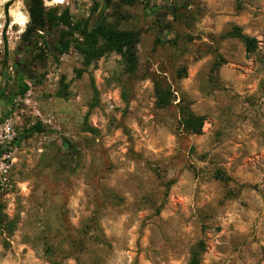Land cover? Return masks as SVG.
I'll return each mask as SVG.
<instances>
[{"label":"rangeland","instance_id":"rangeland-1","mask_svg":"<svg viewBox=\"0 0 264 264\" xmlns=\"http://www.w3.org/2000/svg\"><path fill=\"white\" fill-rule=\"evenodd\" d=\"M5 1L0 119L16 113L21 141L0 264H264V0L45 1L88 30L100 15L135 32L132 74L117 52L89 66L74 46L50 52L55 29L25 46L23 2ZM189 113L201 134L183 130Z\"/></svg>","mask_w":264,"mask_h":264},{"label":"trees","instance_id":"trees-1","mask_svg":"<svg viewBox=\"0 0 264 264\" xmlns=\"http://www.w3.org/2000/svg\"><path fill=\"white\" fill-rule=\"evenodd\" d=\"M103 3L102 10H106L111 0H101ZM122 4H130L132 0H116ZM32 22H35V26H38L40 30H46L47 28L55 29L58 32L55 41L48 46L47 49L61 56L65 54L72 46L83 58L84 66H89L92 62L99 60L104 55L117 52L121 58L125 68V71L129 74L134 73L137 65V44L138 35L132 31H122L116 28H112L107 25L98 16L90 30L87 25L73 24L70 21L68 11H64L59 16L55 11H49L38 9L36 16L32 18ZM77 34L81 41L76 40L73 44L70 40L72 36ZM229 36L239 39L244 47L246 53H252L257 47V41L254 38H250L242 34L239 28H234ZM38 39L35 40L37 44ZM7 51L6 47L3 53L2 68L6 69L7 63ZM29 79L28 77H26ZM29 88L23 77L17 86L15 96H24L28 92ZM155 94L157 98V104L159 106H165L167 102L162 101L164 92L160 87H155ZM204 124L202 117L195 116L191 113L186 114L181 119V125L183 130L193 134H201V130ZM196 252H193L189 264H198Z\"/></svg>","mask_w":264,"mask_h":264},{"label":"built area","instance_id":"built-area-1","mask_svg":"<svg viewBox=\"0 0 264 264\" xmlns=\"http://www.w3.org/2000/svg\"><path fill=\"white\" fill-rule=\"evenodd\" d=\"M8 111L10 114L12 108H9ZM18 120L15 112L12 116L9 115L0 119V195L7 190L8 172L14 161V153L21 141Z\"/></svg>","mask_w":264,"mask_h":264},{"label":"flooded vegetation","instance_id":"flooded-vegetation-1","mask_svg":"<svg viewBox=\"0 0 264 264\" xmlns=\"http://www.w3.org/2000/svg\"><path fill=\"white\" fill-rule=\"evenodd\" d=\"M10 1L11 0H6L3 3L4 13L7 12ZM45 1L46 0H22L25 13V29L20 38L25 46L31 45L36 40L37 34L46 33V30H40L38 26H35V22H32V18L36 16L38 9H43L45 12L47 11Z\"/></svg>","mask_w":264,"mask_h":264},{"label":"bare ground","instance_id":"bare-ground-1","mask_svg":"<svg viewBox=\"0 0 264 264\" xmlns=\"http://www.w3.org/2000/svg\"><path fill=\"white\" fill-rule=\"evenodd\" d=\"M62 0H58V2H61ZM15 20L19 23H23V17L20 14H15Z\"/></svg>","mask_w":264,"mask_h":264}]
</instances>
